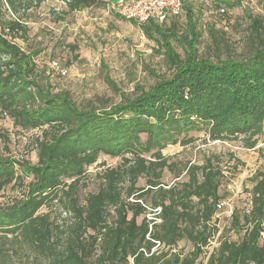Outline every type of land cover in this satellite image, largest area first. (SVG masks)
I'll use <instances>...</instances> for the list:
<instances>
[{
  "label": "trees",
  "instance_id": "trees-1",
  "mask_svg": "<svg viewBox=\"0 0 264 264\" xmlns=\"http://www.w3.org/2000/svg\"><path fill=\"white\" fill-rule=\"evenodd\" d=\"M14 1L0 0V114L15 127L38 129L42 135L35 139V164L0 156V191L31 178L24 196L0 210L2 237L37 250L48 264H201L222 199L221 171L210 157L178 169L163 151L191 145L190 133L202 131L212 142L240 139L248 149L256 146L264 123L263 20L247 16L250 34L243 58L215 62L198 55L201 30L190 3L184 6L182 33L175 21L179 17L141 25L145 36L156 37L171 74L148 91L137 87L133 97L121 94L117 104L89 102L80 109L68 94L52 93L44 84L45 72L38 74L32 60L36 53L15 44L25 39L27 28L3 20V5L14 11ZM63 1L70 13L112 0ZM100 155L121 162L100 173V187L81 206L82 177ZM167 174H173L171 184L163 182ZM251 181L249 212L242 224L237 213L231 220L235 232L245 230L243 238L221 241L205 264H264V173ZM55 201L73 215L62 240L54 237L48 215L38 214ZM180 240L192 245L189 255L174 252ZM153 241L160 244L154 251ZM0 254L5 255L3 246Z\"/></svg>",
  "mask_w": 264,
  "mask_h": 264
},
{
  "label": "rangeland",
  "instance_id": "rangeland-1",
  "mask_svg": "<svg viewBox=\"0 0 264 264\" xmlns=\"http://www.w3.org/2000/svg\"><path fill=\"white\" fill-rule=\"evenodd\" d=\"M14 2V11L3 5V20H17L27 28L25 39H16L15 44L28 54L36 53L32 60L38 74L45 72L47 82L44 84L54 94H68L80 109L85 108L89 102L97 107L117 104L121 94L133 97L135 88L148 91L159 78L171 74L155 42L156 37L148 38L141 30V25L121 17L115 0L70 13L66 11L63 0ZM189 5L193 9L197 27L201 30L198 55L214 62L228 57L238 60L246 55L250 34L247 16L264 22V0H199ZM175 21L179 31H185L184 12ZM173 45L183 55L180 46L174 42ZM52 63L59 70L65 71L66 75L60 76ZM41 135L38 129L22 130L15 127L10 118L0 114L1 157L35 164V139ZM190 136L195 138L191 145L169 146L163 155L170 157L171 162L178 164L181 170L184 166L201 165L205 158L210 157L213 167L221 171L219 195L224 205L212 219L215 231L198 259V263L205 264L221 241L238 243L245 234L244 229L235 232L231 220L233 214L237 213L242 224L243 215L250 209L251 180L257 172L264 173V123L263 133L257 137L253 149L246 148L240 139L209 141L203 131L192 132ZM120 162L119 158L100 155L97 163L87 168L77 193L81 206H84L86 196L100 187V173L106 168L117 167ZM14 166L19 176L18 165ZM181 176L184 181L185 173L182 172ZM30 181V177H22L13 186L1 190L0 210L21 199ZM163 182H174L173 174H167ZM139 185H143V181ZM64 205L55 201L38 213L48 215L54 237L61 240L73 224V215ZM2 236L0 232V246H3L5 254L4 257L0 254V264H48L46 256L37 250L11 238L5 240ZM192 249L186 240H180L173 248L174 252L182 256L189 255Z\"/></svg>",
  "mask_w": 264,
  "mask_h": 264
},
{
  "label": "built area",
  "instance_id": "built-area-1",
  "mask_svg": "<svg viewBox=\"0 0 264 264\" xmlns=\"http://www.w3.org/2000/svg\"><path fill=\"white\" fill-rule=\"evenodd\" d=\"M197 1L199 0H115V6L121 17L132 20L138 25H144L149 22L163 24L171 18L181 16L185 5ZM52 65L60 76L66 75L65 71L56 68L55 63H52ZM223 205V202L217 203L216 214L222 209ZM155 211L159 212V209ZM154 243L155 247L152 251L160 247L158 242Z\"/></svg>",
  "mask_w": 264,
  "mask_h": 264
}]
</instances>
